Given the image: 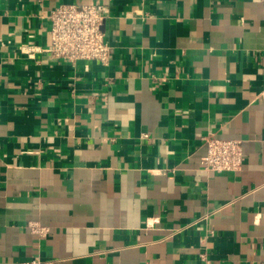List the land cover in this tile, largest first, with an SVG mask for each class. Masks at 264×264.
Here are the masks:
<instances>
[{"label": "crops", "instance_id": "1", "mask_svg": "<svg viewBox=\"0 0 264 264\" xmlns=\"http://www.w3.org/2000/svg\"><path fill=\"white\" fill-rule=\"evenodd\" d=\"M97 2L108 63L43 50ZM208 134L241 169L202 168ZM34 258L264 264V0H0V264Z\"/></svg>", "mask_w": 264, "mask_h": 264}, {"label": "built area", "instance_id": "2", "mask_svg": "<svg viewBox=\"0 0 264 264\" xmlns=\"http://www.w3.org/2000/svg\"><path fill=\"white\" fill-rule=\"evenodd\" d=\"M108 13L102 3H60L50 9L49 44L44 47L51 57L73 62L77 59H95L103 64L109 61V44L104 40L101 24ZM34 48H28L31 53ZM143 136H147L143 134ZM205 153L200 158L203 169L213 172H228L241 169L244 162L241 139L204 136ZM37 233L45 228L37 223H28ZM203 255V254H201ZM203 258V257H202ZM19 264H53L51 259L34 258Z\"/></svg>", "mask_w": 264, "mask_h": 264}]
</instances>
